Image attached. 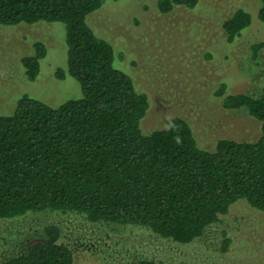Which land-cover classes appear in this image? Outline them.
Masks as SVG:
<instances>
[{"label":"trees","instance_id":"obj_1","mask_svg":"<svg viewBox=\"0 0 264 264\" xmlns=\"http://www.w3.org/2000/svg\"><path fill=\"white\" fill-rule=\"evenodd\" d=\"M107 1L0 0V24H64L67 65L56 75L75 77L83 92L58 106L25 94L12 113L0 114V220L29 212L77 211L93 222L145 226L190 243L239 200L264 211V94L229 93L225 80L214 92L225 108L245 107L261 122V134L253 141L220 138L215 149H207L182 116L144 133L148 93L115 66L113 44L88 22L89 14ZM199 4L157 0L162 13ZM252 14L241 5L223 20L228 43L251 26ZM257 16L264 23V0ZM263 45L253 44L255 58ZM34 46V53L22 59L31 80L41 73L47 54L45 42ZM61 235L60 226L50 224L43 237L0 264H76L74 250ZM229 245L225 236L223 249ZM136 264L168 263L143 258Z\"/></svg>","mask_w":264,"mask_h":264},{"label":"rangeland","instance_id":"obj_2","mask_svg":"<svg viewBox=\"0 0 264 264\" xmlns=\"http://www.w3.org/2000/svg\"><path fill=\"white\" fill-rule=\"evenodd\" d=\"M241 5L253 13V23L228 43L222 22ZM259 5L260 0H200L194 9L162 13L157 0H108L89 14V24L113 44L115 66L150 97L144 133L182 116L207 149H215L220 138L253 141L260 136L261 122L247 108L227 109L214 94L224 80L229 93L264 94V45L257 58L253 51V44L264 43ZM36 41L46 43L47 54L41 73L31 80L22 59L34 53ZM67 52L62 22L0 24V114L12 113L25 94L52 106L81 97L75 77L56 75L59 67L66 68ZM50 224L60 226L61 241L74 250L76 264H136L143 258L168 264H264V211L245 200L190 243L145 226L93 222L77 211L29 212L0 220V260L23 252ZM225 236L230 237L227 249Z\"/></svg>","mask_w":264,"mask_h":264}]
</instances>
